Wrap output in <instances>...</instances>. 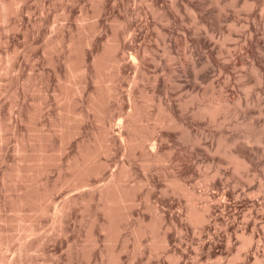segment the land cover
<instances>
[{"label": "rangeland", "instance_id": "1", "mask_svg": "<svg viewBox=\"0 0 264 264\" xmlns=\"http://www.w3.org/2000/svg\"><path fill=\"white\" fill-rule=\"evenodd\" d=\"M0 12V264H264V0ZM132 104L145 145L129 151ZM113 174L128 203L111 219L94 191Z\"/></svg>", "mask_w": 264, "mask_h": 264}, {"label": "bare ground", "instance_id": "2", "mask_svg": "<svg viewBox=\"0 0 264 264\" xmlns=\"http://www.w3.org/2000/svg\"><path fill=\"white\" fill-rule=\"evenodd\" d=\"M4 7H5V5H4ZM3 7V8H4ZM9 7V6H8ZM7 7V8H8ZM2 8V9H3ZM9 9V8H8ZM4 10V9H3ZM2 12V11H1ZM1 12H0V14H1ZM3 14V13H2ZM1 16H3V15H1ZM93 33V32H92ZM72 48V47H71ZM52 49V48H51ZM72 51V50H71ZM140 53V52H139ZM132 56V55H131ZM139 56H140V54H139ZM66 57V56H65ZM133 58V62L136 64V66L139 68V63L138 62H136V60L134 59V58H136V57H132ZM127 59V58H126ZM70 60V59H69ZM117 60H120V59H117ZM131 61V60H130ZM73 62V61H72ZM117 62V61H116ZM118 63V62H117ZM138 63V64H137ZM73 64V63H72ZM71 64V65H72ZM121 66V65H120ZM66 67V66H65ZM74 67V66H73ZM106 67H107V65H106ZM105 67V68H106ZM143 67V66H142ZM105 68H104V70H105ZM69 69L71 70V72H73V68L71 67V66H69ZM68 69V70H69ZM81 69V68H80ZM100 69H101V67H100ZM69 70V71H70ZM103 70V71H104ZM78 71H82V70H78ZM101 71V70H100ZM74 72H75V70H74ZM143 72V71H142ZM70 73V72H69ZM80 73V72H79ZM85 73V72H84ZM72 74V73H71ZM70 74V75H71ZM77 74V73H76ZM97 74V73H96ZM69 75V76H70ZM98 75H99V73H98ZM74 76H76L75 74H74ZM99 76H102V75H99ZM98 76V77H99ZM78 81V80H77ZM96 81V80H95ZM82 84V83H81ZM68 88V87H67ZM96 89V88H95ZM79 90V89H78ZM82 90V89H81ZM100 92H101V90H100ZM108 92V91H107ZM97 93V92H96ZM102 94V93H101ZM131 95V94H130ZM136 95V94H135ZM93 96H96V95H93ZM70 97V96H69ZM99 97V96H98ZM102 97V96H101ZM104 98V97H103ZM102 98V99H103ZM114 98V97H113ZM96 99V98H95ZM99 99V98H98ZM106 100V99H105ZM227 100V99H226ZM225 100V101H226ZM91 101H92V98H91ZM98 101H102V100H98ZM135 101V100H134ZM223 101V100H222ZM224 101V102H225ZM94 102H97V100L96 101H94ZM130 102V101H129ZM139 102V101H138ZM223 102V103H224ZM67 103V102H66ZM91 103V102H90ZM137 103V102H136ZM220 103V102H219ZM98 104V103H97ZM145 103H143V105H144ZM91 105V104H90ZM95 105V104H94ZM94 105H93V107H94ZM172 105V104H171ZM209 105V104H208ZM132 106H133V111L132 112H130L128 115H127V118H126V129H127V131H126V136H125V134L123 133V132H121V134H118V135H120V137L122 138V140H123V142L125 143V147L130 151V150H135V148H137V147H139V146H143L144 147V145H142L143 143H141L140 141L141 140H139L140 139V137H139V139H138V137H136V135H135V133H136V131H138V129L135 131V133H134V131H132V128H133V124L135 123L134 122V119L136 118V116H137V114H139L138 113V111L137 110H139L137 107V105L136 104H132ZM237 106H239L238 104H237ZM67 107V106H66ZM92 107V106H91ZM96 107H97V105H96ZM142 107V106H141ZM206 107V106H205ZM216 108H217V106H215ZM214 107V108H215ZM221 107H222V104H221ZM228 107V103L227 102H225L224 103V106H223V108H227ZM211 108V107H210ZM220 108V107H219ZM73 109V108H72ZM93 109V108H92ZM213 109V108H212ZM222 109V108H221ZM220 109V110H221ZM94 110H96V108L94 109ZM141 110V109H140ZM168 110V109H167ZM219 110V109H218ZM224 110V109H223ZM85 111V110H84ZM98 111V110H97ZM102 111V110H101ZM163 111V110H162ZM204 111V110H203ZM202 111V112H203ZM212 111V110H211ZM217 111V110H216ZM215 111V112H216ZM73 112V111H72ZM166 112V111H165ZM205 112V111H204ZM203 112V113H204ZM213 112V111H212ZM220 112V111H219ZM85 113V112H84ZM97 113V112H96ZM99 113V112H98ZM160 112H158V114H159ZM202 113V114H203ZM217 113V112H216ZM87 114V113H86ZM152 114V113H151ZM151 114H150V116H151ZM163 114V113H162ZM213 114H214V112H213ZM95 115H97V114H95ZM153 115V114H152ZM175 115V114H174ZM174 115H173V117H174ZM107 116V115H106ZM146 116H147V114H146ZM171 116V115H170ZM206 116V115H205ZM211 116H212V114H211ZM214 116V115H213ZM66 117V116H65ZM145 117V116H144ZM152 117V116H151ZM155 117H157V116H155ZM159 117H161L160 115H159ZM167 117V116H166ZM60 118V117H59ZM212 118V117H211ZM64 119V118H63ZM69 119H71V116H70V118ZM68 119V120H69ZM106 119H107V117H106ZM112 119V118H111ZM141 119V118H140ZM157 119V118H156ZM161 119H163V118H160V120ZM62 120V119H61ZM125 120V119H124ZM123 120V121H124ZM142 120L144 121V119L142 118ZM152 120V119H151ZM153 120H155V119H153ZM159 120V121H160ZM166 120H167V118H166ZM69 121H71V120H69ZM116 121H117V119H116ZM136 121V120H135ZM162 121V120H161ZM164 121V120H163ZM162 121V123H164ZM174 121V120H173ZM66 122V121H65ZM64 122V123H65ZM68 122V121H67ZM62 123V122H61ZM60 123V124H61ZM76 123V122H75ZM117 123V122H116ZM115 123V124H116ZM122 124V123H121ZM125 124V123H124ZM123 124V125H124ZM136 124V123H135ZM138 124V123H137ZM141 124H143L142 122H141ZM67 125V124H66ZM69 125H70V123H69ZM118 125V124H117ZM140 125V124H139ZM146 125V124H145ZM63 126V125H62ZM61 126V127H62ZM104 126V125H103ZM119 126V125H118ZM122 126V125H121ZM147 126V125H146ZM158 126V125H157ZM102 127V126H101ZM151 127V126H150ZM67 128V127H66ZM117 128V127H116ZM122 128H123V126H122ZM138 128V127H137ZM145 128V127H144ZM103 129H105V136L106 135H108V133L110 132V130H109V132L107 131V129L106 128H103ZM102 129V130H103ZM134 129H136V127L135 128H133V130ZM35 130V129H34ZM59 130V129H58ZM62 131H63V128L61 129ZM66 130V129H65ZM64 130V131H65ZM67 130H69V129H67ZM101 130V129H100ZM114 130H115V128H114ZM117 130V129H116ZM141 130V129H140ZM150 130V129H149ZM29 131V130H28ZM44 131V130H43ZM49 131V130H48ZM121 131H123V129H121ZM153 131V130H152ZM152 131H151V133H152ZM103 133H104V131H102ZM70 133V132H69ZM68 133V134H69ZM73 133H74V131H73ZM102 133V134H103ZM21 134V133H20ZM61 134V133H60ZM66 133H64V137L67 135H65ZM71 134V133H70ZM147 134H149V133H147ZM22 135V134H21ZM103 135V136H104ZM138 135H139V133H138ZM137 135V136H138ZM141 135V134H140ZM27 136V135H26ZM68 137H69V135H67ZM71 136V135H70ZM98 136V135H97ZM101 136V135H100ZM22 137V136H21ZM62 137H63V135H62ZM63 137V138H64ZM67 137V138H68ZM99 137V136H98ZM109 137V136H108ZM117 137V136H116ZM250 137V136H249ZM27 138V137H26ZM96 138V137H95ZM113 138V137H112ZM141 138H142V136H141ZM96 139H100V138H96ZM101 139H102V137H101ZM104 140L103 141H105V139L106 138H103ZM119 139V138H118ZM226 139V138H225ZM246 139V138H245ZM62 140V139H61ZM107 140H108V138H107ZM144 141L146 140V139H143ZM247 140V139H246ZM245 140V141H246ZM95 141V140H94ZM100 141V140H99ZM102 141V142H103ZM109 141V140H108ZM143 141V142H144ZM147 141V140H146ZM98 142V141H97ZM154 142V141H153ZM157 142V141H156ZM230 142V141H229ZM100 143V142H99ZM107 143H109V142H107ZM110 143H111V141H110ZM109 143V144H110ZM97 144V143H96ZM103 144H105V142H103ZM102 144V145H103ZM100 145V144H99ZM99 145H98V147H99ZM106 145H108V144H106ZM156 145H157V143H156ZM155 145V146H156ZM95 146V145H94ZM93 146V147H94ZM105 146V145H104ZM103 146V147H104ZM154 146V145H153ZM230 146V145H229ZM19 147V146H18ZM96 147H97V145H96ZM98 147H97V149H95V151L96 150H98ZM100 147H102V146H100ZM99 147V149L101 150L102 148H100ZM110 147V146H109ZM143 147H139V148H143ZM150 147V146H149ZM90 147H88V149H89ZM95 148V147H94ZM93 148V149H94ZM134 148V149H133ZM155 148V147H154ZM110 149H111V147H110ZM152 149H153V147H152ZM25 150V149H24ZM24 150H23V152H24ZM141 150H143V149H141ZM43 151V150H42ZM86 151H87V149H86ZM109 151V150H108ZM111 151V150H110ZM138 151V150H137ZM152 151H156V150H152ZM233 151V150H232ZM82 152V151H81ZM100 152V151H99ZM87 153H89V152H87ZM86 152L85 153H82L81 154V158H76V159H78V160H76V161H74V162H72L74 165H72L71 164V166H73L72 168H73V171L75 170V172H79L80 173V171H81V173H82V171H83V173L85 172V171H87L88 172V167H89V165L90 164H92L91 163V161H90V163H89V159L90 158H92V157H90L91 155H92V153H95V152H93L92 151V153H91V155L89 156V154H87ZM97 153V152H96ZM109 153V152H108ZM132 153V152H131ZM140 153V152H139ZM226 153V152H225ZM150 154V153H149ZM152 154V153H151ZM154 155H156L155 153H153ZM232 154V153H231ZM234 154V153H233ZM236 154V153H235ZM96 155V154H95ZM22 156V155H21ZM40 157V156H39ZM45 157V156H44ZM133 157V156H132ZM136 157V156H135ZM237 157V156H236ZM239 157V156H238ZM21 158V157H20ZM38 158V157H37ZM36 158V159H37ZM40 158H42V157H40ZM40 158L38 159V161L40 160ZM47 158V157H46ZM146 158V157H145ZM36 159H34L35 160V162H36ZM44 159V158H43ZM94 159V158H93ZM235 159V158H234ZM25 160V159H24ZM30 160V159H29ZM33 160V161H34ZM45 160V159H44ZM47 160V159H46ZM144 160V159H143ZM158 160V159H157ZM236 160V159H235ZM43 161V160H42ZM239 161V160H238ZM241 161V160H240ZM93 162V161H92ZM101 162V161H100ZM127 162V161H126ZM39 163H41V162H39ZM121 163V162H120ZM24 164V163H23ZM23 164H21V165H23ZM34 165H32V166H35V167H37V166H40V165H37L36 166V164L35 163H33ZM104 164V163H103ZM235 164V163H234ZM31 165L29 164V166L31 167ZM102 165V164H101ZM127 165V164H126ZM142 165V164H141ZM239 165V164H238ZM19 166V165H18ZM23 166H26V165H23ZM70 166V165H69ZM129 166V165H128ZM132 166V165H131ZM17 167V166H16ZM15 167V170H16V172L17 173H15L16 174V176L17 177H22V178H28L29 179V177L31 178V175L29 176V177H27L28 175V172H27V168L26 167H18V168H16ZM27 167H28V165H27ZM50 167V166H49ZM124 167V166H123ZM26 168V169H25ZM71 168V167H70ZM70 168H68L69 170H70ZM93 168V167H92ZM39 169V168H38ZM37 169V170H38ZM124 169V168H123ZM122 169V170H123ZM145 169V168H144ZM148 169V168H147ZM29 170V169H28ZM31 170V169H30ZM72 170V169H71ZM118 170V169H117ZM115 171H116V169H115ZM121 171V170H120ZM119 171V172H120ZM27 172V173H26ZM30 172V171H29ZM34 172V171H33ZM89 172H90V170H89ZM91 172H92V170H91ZM94 172H96V171H94ZM98 172V171H97ZM124 173H125V171H123ZM31 173V172H30ZM35 173V172H34ZM78 173V174H79ZM130 173V172H129ZM39 174V173H38ZM71 174H72V172H71ZM121 174V176H122V172L120 173ZM126 174V173H125ZM123 175V176H126V175ZM12 175V174H11ZM74 175V174H73ZM72 175V176H73ZM119 175V174H118ZM34 174H33V178H34ZM83 176V175H82ZM89 176V175H88ZM109 176V175H108ZM9 177V176H8ZM63 177V176H62ZM119 177H120V175H119ZM109 178V177H108ZM123 178V177H122ZM35 179V178H34ZM120 179H121V177H120ZM61 180V179H60ZM85 180H87V179H85ZM133 180V179H132ZM32 181V180H31ZM127 181V180H126ZM131 181V180H130ZM108 183H106V185H102L101 187H99V188H97L94 192H97V195L99 196L98 198L100 199V200H102L103 201V206H104V209H105V211L107 212V214H108V216L110 215V218L112 219V217L111 216H113L112 214H113V212H116V211H118L119 209H117V208H120V207H117L118 205H120L121 203L123 204L124 202H126V201H128V194H127V196H126V194L124 193V191L125 190H121V185H119L120 183L119 182H121V181H119V178H118V176H117V174H113V176H112V178H110L109 179V181H107ZM75 184V183H74ZM86 185V184H85ZM93 185V184H92ZM80 186V185H79ZM100 186V185H99ZM74 188V187H73ZM91 188V187H90ZM130 188V187H129ZM92 189V188H91ZM42 190V189H41ZM45 193V192H44ZM42 194V193H41ZM46 194V193H45ZM92 194H93V192H92ZM94 194H96V193H94ZM93 194V195H94ZM42 196V195H41ZM130 198V197H129ZM36 199V198H35ZM79 199V198H78ZM19 200H20V202L22 203L23 202V200H26V199H24V198H22L21 196L19 197ZM126 203H128V202H126ZM63 205V204H62ZM127 205V204H126ZM65 206H67L66 204L63 206V208L62 209H64V207ZM59 207V206H58ZM57 207V208H58ZM127 207V206H126ZM62 209H59V210H62ZM103 209V208H102ZM116 209V210H115ZM122 209V208H121ZM21 211V210H20ZM196 211V210H195ZM103 212V211H102ZM121 213V212H120ZM190 213H191V211H190ZM195 213V212H194ZM193 213V214H194ZM191 216V215H190ZM192 217H195V215L194 216H192ZM196 217H197V215H196ZM199 217H201V216H199ZM198 218V217H197ZM192 220H194L193 218H191ZM199 219H201V218H199ZM202 220V219H201ZM110 221V220H109ZM114 221H115V219H114ZM197 221V220H196ZM112 222V221H111Z\"/></svg>", "mask_w": 264, "mask_h": 264}]
</instances>
